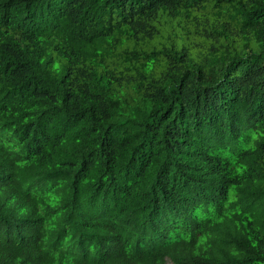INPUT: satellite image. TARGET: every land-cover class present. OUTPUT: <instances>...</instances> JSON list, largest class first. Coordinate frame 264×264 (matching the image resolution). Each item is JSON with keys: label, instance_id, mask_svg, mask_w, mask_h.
<instances>
[{"label": "trees", "instance_id": "obj_1", "mask_svg": "<svg viewBox=\"0 0 264 264\" xmlns=\"http://www.w3.org/2000/svg\"><path fill=\"white\" fill-rule=\"evenodd\" d=\"M117 224L120 264H264V0H0V264Z\"/></svg>", "mask_w": 264, "mask_h": 264}, {"label": "clouds", "instance_id": "obj_2", "mask_svg": "<svg viewBox=\"0 0 264 264\" xmlns=\"http://www.w3.org/2000/svg\"><path fill=\"white\" fill-rule=\"evenodd\" d=\"M118 231V224H117V228L115 230V232L113 233V235L110 237V238H106V240H102V241H92V242H84L83 245L81 246H78L76 250L72 251L71 254L73 256H77L79 258H86L87 255H88V252H89V244L90 243H94L95 245L99 246L102 250V253H101V258L102 259H107L110 257V261L109 262H101L100 264L104 263V264H120L122 262V260L124 259L123 258V255H124V252L125 250H121L120 247L118 249H114L112 250L110 247L111 245V242L113 241V238H114V234L117 233ZM142 248V243L140 242L139 244V249ZM56 251H57V248H56ZM97 251V249H96ZM110 253V254H109ZM81 262L83 263H86V259H83ZM18 264H38L37 262H34V261H31V260H28V259H25V258H22L20 260V262Z\"/></svg>", "mask_w": 264, "mask_h": 264}, {"label": "bare ground", "instance_id": "obj_3", "mask_svg": "<svg viewBox=\"0 0 264 264\" xmlns=\"http://www.w3.org/2000/svg\"><path fill=\"white\" fill-rule=\"evenodd\" d=\"M109 254H110V253H109ZM83 259H87V257H86V258L82 257V258H80V259L78 258L79 262L82 261Z\"/></svg>", "mask_w": 264, "mask_h": 264}]
</instances>
